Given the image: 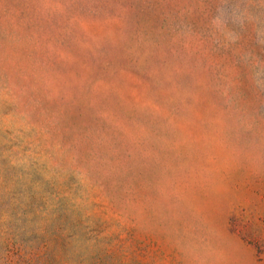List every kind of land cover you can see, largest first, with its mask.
<instances>
[{"label": "rangeland", "instance_id": "rangeland-1", "mask_svg": "<svg viewBox=\"0 0 264 264\" xmlns=\"http://www.w3.org/2000/svg\"><path fill=\"white\" fill-rule=\"evenodd\" d=\"M57 3L63 13L41 0H0L5 83L38 71L48 44L87 40L66 31L76 17L105 53H148L144 72L167 67L197 99L167 146H138L117 128L118 100L101 109L73 89L71 100L44 101L37 114L60 118L36 156L50 154L46 144L67 151L54 168L27 157V146L0 143V264H264V0ZM48 63L61 75L75 70ZM138 88L128 83L129 100Z\"/></svg>", "mask_w": 264, "mask_h": 264}, {"label": "clouds", "instance_id": "clouds-1", "mask_svg": "<svg viewBox=\"0 0 264 264\" xmlns=\"http://www.w3.org/2000/svg\"><path fill=\"white\" fill-rule=\"evenodd\" d=\"M41 2L45 10L52 7L53 10L64 12L59 3L53 6V0ZM74 2L65 0L67 4ZM66 31L69 35L74 31H82L88 39L81 40L76 35L69 50L48 44L45 64H37L38 71L22 74L19 82L9 76L5 83L3 72L0 71V143L22 144L30 149L27 157L42 158L52 167H60L58 161L64 159L67 149L62 151L59 144L55 148L46 144L50 154L45 156L41 152L39 157L36 156L41 141L51 139L49 128L58 122L59 113L53 112L49 117L43 111L38 115L37 109L44 101H59L61 98L71 100L73 89L80 97L89 100L93 107L101 109H106L113 100H118L122 111L116 127L126 132L138 146H167L169 136L179 140L190 123L193 111L192 105L186 101L189 97L193 101L197 98L190 92L179 90L170 69L153 66L150 71L144 72L148 53L141 55L136 48L105 53L102 37L93 35L89 26L76 17L68 21ZM112 47L117 48L115 38L112 39ZM120 57H131L136 68L129 70L123 66ZM52 60L64 62L75 70L69 71L66 76L50 71L48 62ZM97 64H102L103 73L97 72ZM130 81L139 85L138 90L131 91L132 100L127 98ZM101 114L109 116L108 111H102ZM13 151L20 152V148H13ZM27 157L21 155L18 162L27 164ZM67 163L76 164L75 154L67 156Z\"/></svg>", "mask_w": 264, "mask_h": 264}]
</instances>
